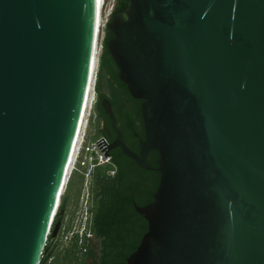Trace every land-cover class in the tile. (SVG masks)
<instances>
[{
    "label": "water",
    "instance_id": "obj_1",
    "mask_svg": "<svg viewBox=\"0 0 264 264\" xmlns=\"http://www.w3.org/2000/svg\"><path fill=\"white\" fill-rule=\"evenodd\" d=\"M95 24L96 0H0V264H39ZM107 29L144 139L125 146L105 99L117 137L96 146L159 174L153 202L134 205L148 227L126 264H264V0H126Z\"/></svg>",
    "mask_w": 264,
    "mask_h": 264
},
{
    "label": "trees",
    "instance_id": "obj_2",
    "mask_svg": "<svg viewBox=\"0 0 264 264\" xmlns=\"http://www.w3.org/2000/svg\"><path fill=\"white\" fill-rule=\"evenodd\" d=\"M126 8V0H115L112 13L104 28V38L101 42V54L95 81L96 102L93 107L94 115L101 116L100 102L103 99L112 101L108 95L99 92L100 83L107 85L118 84L121 92L129 100L126 86L120 81L118 69L107 49V43L113 38L107 29L112 16ZM137 101V100H135ZM140 105L133 109H126L119 121L123 133L133 137L143 134L137 125L140 119ZM92 128V123L90 125ZM100 137L98 130L92 128L89 140ZM115 168L113 176H108L109 168L100 167L94 170L92 176L93 218L91 240H80L72 235L67 242H63L65 234L72 230V222L78 209L83 178L79 174H72L52 223L39 264H126L127 258L135 252L144 234L147 232V222L139 216L134 205L144 207L153 202V196L159 185V174L154 171L140 169L135 163L122 154L112 156ZM158 154L150 152L147 162L153 169L157 168ZM59 225L56 235L53 230Z\"/></svg>",
    "mask_w": 264,
    "mask_h": 264
},
{
    "label": "built area",
    "instance_id": "obj_3",
    "mask_svg": "<svg viewBox=\"0 0 264 264\" xmlns=\"http://www.w3.org/2000/svg\"><path fill=\"white\" fill-rule=\"evenodd\" d=\"M113 8V7H112ZM112 13V9L109 12L105 22H102L100 26V33ZM100 35V34H99ZM103 38L97 40V48L101 49V42ZM98 52L96 53V61H95V70L93 74L92 86L90 88V95L87 108L85 110L84 116L81 118L80 125L75 137V141L72 147L67 174L65 177V181L63 184V189L61 191L60 197L63 195L68 181L72 174H79L83 178L82 187L80 191V195L78 198V209L76 216L72 222V230L65 234L63 237V242H67L72 235H77L80 240H91L93 238V234L91 232V224L93 218V194H92V176L95 169L100 167H107L109 170L107 171L108 176H113L115 172V168L112 165V158L110 155L106 159L104 155L101 153L99 148L96 146V143L100 140H103L104 143L108 146L106 140L102 137H98L94 140H89L90 134V125L94 120V112L93 107L96 102V94H95V81H96V72L98 67ZM108 152V151H107ZM106 152V153H107ZM60 201V198H59ZM59 202L56 208L58 209Z\"/></svg>",
    "mask_w": 264,
    "mask_h": 264
},
{
    "label": "flooded vegetation",
    "instance_id": "obj_4",
    "mask_svg": "<svg viewBox=\"0 0 264 264\" xmlns=\"http://www.w3.org/2000/svg\"><path fill=\"white\" fill-rule=\"evenodd\" d=\"M111 85L112 87L110 88L108 83L107 85L100 83L99 92L106 94V95H108L109 92L111 93V96L109 97L112 101H108V100L107 101L111 105V110L115 118V128L120 132L121 140L125 144V146L129 148L135 154H139V142L140 140H143L144 138H142L140 135L136 133L133 134V137H130L128 134L125 135V133H123L122 130L120 129L119 121L121 120V116L124 110L133 109V106L135 105H138V104L140 105V112H141L142 101L129 100L128 97H126V95L124 96L122 94L123 92L121 91V88L119 87L118 84L113 83ZM103 100H101L100 102V110L102 111L103 114L98 117L94 115V120L92 121V128H94L95 130H98L100 137L104 138L109 146L115 141L117 135L110 124L109 118L107 117V115L105 114V111L102 108L101 103ZM137 125L139 126L140 132H142L143 137H144V128H143V121H142L141 113H140V119L137 120ZM92 128L90 127L91 131H92ZM119 154H122V152L118 148L111 149L109 151V155L111 157L113 155L118 156Z\"/></svg>",
    "mask_w": 264,
    "mask_h": 264
},
{
    "label": "bare ground",
    "instance_id": "obj_5",
    "mask_svg": "<svg viewBox=\"0 0 264 264\" xmlns=\"http://www.w3.org/2000/svg\"><path fill=\"white\" fill-rule=\"evenodd\" d=\"M103 6H104V0H96V24H95V42H94V57H93V66H92V70H91V77H90V81H89V87L87 90V94H86V98H85V102H84V106H83V111H82V116H84L85 114V110L87 108L88 105V101H89V95H90V88L92 86V81H93V74H94V70H95V61H96V53H97V40H98V36L100 34V26H101V16H102V10H103Z\"/></svg>",
    "mask_w": 264,
    "mask_h": 264
},
{
    "label": "rangeland",
    "instance_id": "obj_6",
    "mask_svg": "<svg viewBox=\"0 0 264 264\" xmlns=\"http://www.w3.org/2000/svg\"><path fill=\"white\" fill-rule=\"evenodd\" d=\"M114 2L115 0H104V6H103L102 16H101L102 22H105L109 12L111 11L114 5ZM103 37H104V28L101 30V33L99 35V40L102 39ZM97 52H98V55H97V59H98L101 54V49L99 48V46L97 48Z\"/></svg>",
    "mask_w": 264,
    "mask_h": 264
}]
</instances>
